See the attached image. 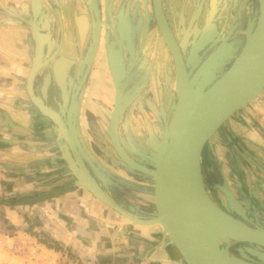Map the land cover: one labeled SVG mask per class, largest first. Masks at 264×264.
I'll return each mask as SVG.
<instances>
[{
    "label": "crops",
    "instance_id": "1",
    "mask_svg": "<svg viewBox=\"0 0 264 264\" xmlns=\"http://www.w3.org/2000/svg\"><path fill=\"white\" fill-rule=\"evenodd\" d=\"M90 2L0 0V264H54L60 251L94 264H187L162 225L134 222L84 177L79 156L115 201L154 216L153 178L140 165L167 120L165 103L145 94L115 122L117 90L99 72L101 55L83 73L86 46L75 31ZM249 107L203 156L211 186H225L233 203L264 188V95ZM25 234L40 244L35 262L9 247Z\"/></svg>",
    "mask_w": 264,
    "mask_h": 264
},
{
    "label": "water",
    "instance_id": "2",
    "mask_svg": "<svg viewBox=\"0 0 264 264\" xmlns=\"http://www.w3.org/2000/svg\"><path fill=\"white\" fill-rule=\"evenodd\" d=\"M259 2L257 22L249 24L240 53L224 75L203 91L201 86H197L198 81L218 56L211 54L191 75L166 16L163 0H153L159 28L175 58L178 92L174 125H170L163 140L156 145V152L148 165H140L141 170L153 178L154 216H139L115 201L82 163L68 133L79 156L84 177L100 196L138 224L162 225L187 264H259L236 258L229 247L233 240L264 246V227L236 218L229 211L230 216L225 220L213 218L223 207L209 193L203 169V156L209 140L235 113L264 93V0ZM207 41L203 36L195 41L192 55ZM109 46L111 67L123 100V111L131 101V96L124 92L126 63L122 50L114 43ZM52 116L68 132L64 119L55 113ZM248 217L258 223L262 221L258 217Z\"/></svg>",
    "mask_w": 264,
    "mask_h": 264
},
{
    "label": "flooded vegetation",
    "instance_id": "3",
    "mask_svg": "<svg viewBox=\"0 0 264 264\" xmlns=\"http://www.w3.org/2000/svg\"><path fill=\"white\" fill-rule=\"evenodd\" d=\"M90 1L91 7L88 9L90 11V18H88L87 15L80 18L79 30L75 31V39L77 43L86 46L84 59L88 62V65L85 67L83 73H86L88 76L92 70L94 61L98 56L100 40L103 37V33H105L104 52L101 57L102 77L105 76V74L112 77V82L115 84L118 93L117 100L121 103L123 108V100L119 94L118 86L111 67V52L109 44L114 43L116 48L121 49L124 55L127 68L126 76L123 78L124 92L131 96V101L129 103L131 104L136 97L141 96V94L147 90L146 88L151 75L149 69L150 55L148 54V51H144L146 48L144 49L141 46L143 44V39L138 36L139 32L142 34L143 30L146 31L145 28L148 29L150 27L158 26V29L162 34L155 15L154 5L153 11L150 12V14L145 13L143 16L139 15L135 18L134 9L128 7L129 0H121V7L118 9H116L118 4L117 0H107V8H103L102 0ZM241 2L244 4L239 7ZM151 3L153 4V0H151ZM163 5L168 21L179 42L188 69L191 71V75H193L197 67L200 66V64L211 54L218 56L212 61L197 84L198 87L201 86L203 88V91H207L219 79L217 78L219 74H221L228 66L232 65L236 52L238 51L239 54L241 51L243 46L241 48L240 46L242 43H245L249 24L252 22L250 20L251 15L254 18L253 24L255 25L257 22L256 19H258L260 2L259 0H163ZM103 12H105V15L109 18V23L106 22L107 24L105 23L106 20L103 18ZM102 26L106 27L105 32L103 31ZM207 29H211L210 38L208 39L207 44L192 55L195 41L200 39L203 32ZM225 29H228L227 32L229 36H224L222 34ZM112 33L113 35L115 34L114 38L112 37ZM165 43L168 49V54L172 56L174 64V73L173 77L171 76V81H169L170 76H167V73L165 78L166 82L172 89V93H168L167 95V103L170 107H176V101L178 98L176 62L166 39ZM217 47H220V49ZM207 50L208 55L205 59L201 60L203 54ZM228 69L229 67L227 70ZM145 94L147 99L153 97L152 94V97H148V91L147 93H144V95ZM170 98L172 100L171 104L169 100ZM129 104L124 108L125 110ZM122 108L119 111L121 113L124 111H122ZM207 188L215 201L224 208L219 192L225 191V189L223 187L210 189L208 185ZM227 194L229 201L232 202V194L229 191H227ZM243 213H241L242 216ZM245 214L246 213H244V215ZM248 216L249 215L242 217L241 220L248 221L253 225L264 227V219L261 218L262 221L258 223L256 219L250 220ZM229 250L236 258H242L263 264L256 259L258 256L264 258V246L260 244L233 240Z\"/></svg>",
    "mask_w": 264,
    "mask_h": 264
},
{
    "label": "rangeland",
    "instance_id": "4",
    "mask_svg": "<svg viewBox=\"0 0 264 264\" xmlns=\"http://www.w3.org/2000/svg\"><path fill=\"white\" fill-rule=\"evenodd\" d=\"M102 1H103V8L104 7L107 8L106 7L107 0H102ZM117 2H118V4H117L116 9L121 7V3H120L121 0H117ZM243 4L244 3L241 2L239 7H241ZM128 7L134 9L135 18L138 17L139 15L143 16L145 13L150 14V12L153 11V4L151 3V0H129ZM103 18H104V20H106L105 23L106 22L109 23V18H107V16L105 15V12H103ZM250 20L252 22L254 20L252 15H251ZM102 28H103V31L105 32L106 27L102 26ZM145 29H146V31L143 30L142 34H140V32H139L138 36L140 38L142 37V39H143L142 40L143 44L141 45L142 48H144V49L146 48L144 51L145 52L148 51V54L150 55V67H149V69H150L151 75H150V79L148 81V86L146 88L147 90L145 92H143L141 94V96L144 95V93H147V91H148V93L150 95L152 94L155 101L156 102L158 101L157 103H160V104L165 103V105H166L165 115H166L167 120L165 121L164 124H165V130L167 133L169 131V129L171 128V126H170L171 121L170 120H172V118L170 119L169 117L173 116L174 111H175V107L174 106H171V107L168 106L167 95H168V93L169 94L172 93V89L168 85V83L166 82L165 78H166V73H167V76H170L169 81H171V76L173 77V73H174L173 59H172V56L170 54H168V49H167V46L165 43V39L163 38L162 34L160 33L158 26H155L152 28L150 27L148 29L145 28ZM227 30L228 29L223 30L222 34L224 36H229ZM102 36L103 37L100 40V48L98 51V54L101 55V57H102V53L104 52V36H105V33H103ZM112 37L114 38L115 34L113 35V33H112ZM243 44L244 43L241 44L240 48L242 46H244ZM217 48L220 49V47H217ZM214 49H212V50H214ZM237 54H238V51L234 55L235 59L237 57ZM207 55H208V50L205 51L201 60L205 59V57ZM230 66H228V67H230ZM227 68L221 74H219V76L217 78L222 77L224 75V73L227 71ZM101 69H102V65L99 67V72H102ZM114 88H116L115 84H114ZM117 95H118V93H117ZM262 95H264V93ZM116 99H118L117 96H116ZM117 102H118V100H117ZM252 103L248 104L247 106L240 109L237 113H235L230 119H228V121H226L224 123V125L219 129L218 132H220L223 128H226V125L230 124V122H236V120L243 119L244 114H248V112L250 111L249 106ZM131 104H129V106ZM116 105H117V107H116L117 111H118V109L120 111L122 108L121 103L118 102ZM123 110L124 111L122 113L118 111V113L115 115V122H117V120L120 121V119L123 117L124 112L127 109L126 110L123 109ZM256 115H258V113H256ZM111 119H113V118L111 117ZM245 127L246 126H244L243 124L238 126L239 129H243V128L245 129ZM214 140H215L214 137L212 138V140L211 139L209 140L206 149L209 148L210 142L212 143ZM251 142L253 143L252 145L255 144L254 141H251ZM255 145H256L255 148L257 149V144H255ZM204 175H205V181L207 182L206 185H208V187H210V189H215L211 186L209 177H207V175H209V173L206 172ZM234 188H235V186H234ZM226 191L227 190L225 189V191L219 192V196L223 201L224 208L227 211H229L234 217L241 219L242 217H244V215L242 216L241 213L244 212L247 215H249L250 217H258L260 219L261 218L264 219V188L262 186L260 188L256 189L255 193L248 192V194H245V193L242 194L240 192L238 194L239 199L237 200V202H234V203L229 201L228 194ZM22 233L24 234L25 232H22ZM22 236L23 237H21V238L14 237L15 239H13V241H10L11 243L9 244L11 246L13 245L14 248H11L10 246L9 247L14 252H16L17 246H23L24 248L27 249V256H25V257L28 260H30V262H35L37 260V254H39V251H40V248L38 247L40 244L38 243V241H36V239L32 238L31 236H26V234L22 235ZM234 254H236V253H234ZM70 257L72 259H75V260H80V259H77V258L72 257V256H70ZM56 258L57 257H54V262L56 261ZM256 259H258L261 263L264 264V258L258 256V257H256ZM86 262H89V261H86ZM89 263H92V262H89ZM134 264H142V262H138V263H134Z\"/></svg>",
    "mask_w": 264,
    "mask_h": 264
},
{
    "label": "built area",
    "instance_id": "5",
    "mask_svg": "<svg viewBox=\"0 0 264 264\" xmlns=\"http://www.w3.org/2000/svg\"><path fill=\"white\" fill-rule=\"evenodd\" d=\"M13 241V240H12ZM11 243V242H10ZM11 248H14V246L12 247L11 245H9ZM16 253L22 254L24 256H27V249L24 248L23 246H17L16 247ZM56 261L54 262V264H93V263H89L86 262L84 260H75L72 259L66 252L64 251H60L58 253V255L56 256ZM114 264H125V263H114Z\"/></svg>",
    "mask_w": 264,
    "mask_h": 264
},
{
    "label": "bare ground",
    "instance_id": "6",
    "mask_svg": "<svg viewBox=\"0 0 264 264\" xmlns=\"http://www.w3.org/2000/svg\"><path fill=\"white\" fill-rule=\"evenodd\" d=\"M211 28V27H210ZM210 34H211V29H207L205 32H203V34H202V36H203V38L204 39H206V40H208L209 38H210ZM113 53H115V50H111ZM119 57V56H118ZM120 69V68H119ZM175 119H176V117H175V111H174V114H173V116H172V120H171V126L172 125H174V123H175ZM218 212H219V214L218 215H215V216H213V218H216L217 220H220V219H227L229 216H230V214H229V212L228 211H226V209L225 208H220L219 210H218Z\"/></svg>",
    "mask_w": 264,
    "mask_h": 264
}]
</instances>
